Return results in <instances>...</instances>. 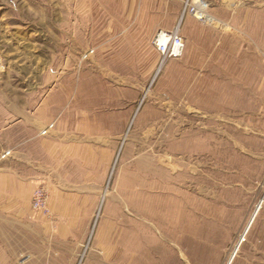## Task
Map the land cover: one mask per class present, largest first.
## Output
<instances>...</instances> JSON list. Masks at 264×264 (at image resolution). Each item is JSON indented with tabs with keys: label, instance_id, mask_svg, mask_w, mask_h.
Returning <instances> with one entry per match:
<instances>
[{
	"label": "rangeland",
	"instance_id": "rangeland-1",
	"mask_svg": "<svg viewBox=\"0 0 264 264\" xmlns=\"http://www.w3.org/2000/svg\"><path fill=\"white\" fill-rule=\"evenodd\" d=\"M178 26L162 63L155 36ZM16 108L42 118L37 140ZM8 125L0 143L20 135L31 161L0 172V264L264 252V0H0Z\"/></svg>",
	"mask_w": 264,
	"mask_h": 264
},
{
	"label": "crops",
	"instance_id": "crops-1",
	"mask_svg": "<svg viewBox=\"0 0 264 264\" xmlns=\"http://www.w3.org/2000/svg\"><path fill=\"white\" fill-rule=\"evenodd\" d=\"M19 111V109L16 108V110L14 111V114L13 115H8V122H12V123H22V124H26L27 127H29V132L32 131L31 133V137H30V140L31 139H35L37 140L38 139V133L40 131V127L42 125V118L37 115L35 112L34 113H30V114H27L25 112H17ZM15 119V122L13 121ZM12 126L8 125V127L6 129H1L0 130V141H2V138L6 137L7 135L11 134V131H8ZM15 142H12V143H8V145L5 144V142H1L0 143V156L2 155V153L5 152V150L7 151H10V154L8 157H2L0 159V172L3 171V169H6L5 166L10 162L12 161L13 159L15 160H27V161H31V159L27 158V157H23V153H22V146L21 145L23 142L22 140L20 139V135L19 136H16L15 137ZM38 144V142H37ZM10 145H12L13 147H9ZM39 146V144L37 145ZM18 147L17 151L16 152H12L11 150ZM40 147L43 148V144L40 145ZM12 155V157H10ZM10 157V158H9ZM5 185V184H3ZM1 184V186H3ZM1 190H0V194H1ZM3 194V193H2ZM258 255L255 257L254 259V264H264V252L263 251H260L257 253Z\"/></svg>",
	"mask_w": 264,
	"mask_h": 264
},
{
	"label": "built area",
	"instance_id": "built-area-1",
	"mask_svg": "<svg viewBox=\"0 0 264 264\" xmlns=\"http://www.w3.org/2000/svg\"><path fill=\"white\" fill-rule=\"evenodd\" d=\"M153 41L156 52L161 57V62L181 57L183 54L184 43L179 35V26L171 32L159 31ZM43 190L37 189L33 194L32 209L34 212L45 214L47 203Z\"/></svg>",
	"mask_w": 264,
	"mask_h": 264
},
{
	"label": "bare ground",
	"instance_id": "bare-ground-1",
	"mask_svg": "<svg viewBox=\"0 0 264 264\" xmlns=\"http://www.w3.org/2000/svg\"><path fill=\"white\" fill-rule=\"evenodd\" d=\"M203 17V16H202ZM200 18V17H199Z\"/></svg>",
	"mask_w": 264,
	"mask_h": 264
}]
</instances>
